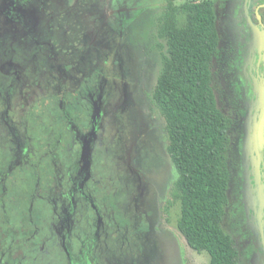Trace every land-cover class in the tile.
I'll use <instances>...</instances> for the list:
<instances>
[{
	"label": "flooded vegetation",
	"instance_id": "obj_1",
	"mask_svg": "<svg viewBox=\"0 0 264 264\" xmlns=\"http://www.w3.org/2000/svg\"><path fill=\"white\" fill-rule=\"evenodd\" d=\"M23 1L16 0L20 18L10 21L11 32L23 31L19 60L7 56L0 66L9 80L0 88V264H128L124 252L133 244H149L159 256L166 229L154 187L172 158L168 146L164 153L153 137L137 133L143 61H152L142 39L125 26L102 27L94 0H36L49 24L30 0L25 12ZM119 1L127 18L142 7L141 0ZM237 1L262 26L264 0ZM62 21L69 28L53 24ZM45 35L51 42L38 44L59 52L39 67L30 51ZM91 47L102 56L80 74L75 61ZM149 105L163 116L151 97ZM258 172L264 192V160Z\"/></svg>",
	"mask_w": 264,
	"mask_h": 264
},
{
	"label": "rangeland",
	"instance_id": "obj_2",
	"mask_svg": "<svg viewBox=\"0 0 264 264\" xmlns=\"http://www.w3.org/2000/svg\"><path fill=\"white\" fill-rule=\"evenodd\" d=\"M141 1L142 7L139 13L128 18L124 12H118V7L125 5L119 0H94L95 3L92 2L99 8L95 12L103 21L102 27L119 29L125 26V29H131L133 37L142 39L141 49L144 54L151 57L152 61H143L142 85L138 86V92L139 90L141 92L138 98L142 111H139L137 120L142 126L137 133L144 131V135L153 137L159 149L167 153L169 133L166 119L158 111L152 112L149 108V97L152 95V89L163 62L164 49L160 46L162 40L159 27L165 12L166 0ZM213 1L218 15L220 34V47L214 61L213 82L219 105L233 118L235 123V127H232L230 131V163L233 174L230 204L223 218V225L238 242L241 252L239 264H264V192L263 182L259 181L263 180V177L258 172L264 160L262 154L264 151V28L254 22L251 9L246 8L243 11L240 8L241 2L237 0ZM184 2L185 0H176L174 7L176 24L180 27L187 22V13L183 8ZM19 3H16V0H0V66L7 56L19 60L23 31L17 30L15 35L11 32L12 23L10 22L21 16L20 7L17 6ZM21 5L26 12L27 0L21 2ZM28 5L32 10L44 16L48 13L42 10L39 1L30 0ZM57 15L59 19L67 18L65 15L60 16L58 13ZM45 17L49 24V17ZM127 20L131 26L125 24ZM53 24L57 27L64 25L69 28L66 21ZM49 32L52 34L51 31ZM37 38L34 41L32 37L34 45L30 56L36 58L38 62L34 65L49 67L52 60L47 54L59 52L58 47L53 46L54 48L48 49L45 45L38 44L51 42L47 41L50 39L49 35ZM101 56L98 47L86 49L75 61L77 63L74 67L80 70V74H83L92 64V58ZM87 63L89 64L86 65ZM147 68L153 70V73L149 72L146 75ZM48 70L50 69H45V71ZM8 83L9 80L5 81L1 76L0 69V88L8 86ZM54 108L56 109L55 106ZM153 120L155 121L154 128L151 124ZM133 127L136 128V124H133ZM242 150L249 152L243 153ZM167 167L161 180L154 187V200L159 206L160 227L166 229L163 235L166 251L158 256V253L153 254L149 244L143 247L133 244L128 246L124 252L128 264H206L210 260V255L206 251L200 252L190 247L185 236L178 229L181 214V200L176 193L178 171L173 160ZM21 207L25 215L22 224L26 227L27 215L24 211L27 208V201ZM30 213L38 215L39 211L33 209ZM15 215L18 216L19 213L16 211ZM43 229L48 232L49 225L44 223ZM144 240H146L145 236ZM157 256V259H153Z\"/></svg>",
	"mask_w": 264,
	"mask_h": 264
},
{
	"label": "trees",
	"instance_id": "obj_3",
	"mask_svg": "<svg viewBox=\"0 0 264 264\" xmlns=\"http://www.w3.org/2000/svg\"><path fill=\"white\" fill-rule=\"evenodd\" d=\"M175 1L166 0L160 20L163 62L151 98L166 119L168 149L178 171V229L190 247L210 255L206 264H239L238 242L223 225L230 204L234 120L219 105L213 82L220 47L215 2L185 0L187 22L180 27Z\"/></svg>",
	"mask_w": 264,
	"mask_h": 264
},
{
	"label": "water",
	"instance_id": "obj_4",
	"mask_svg": "<svg viewBox=\"0 0 264 264\" xmlns=\"http://www.w3.org/2000/svg\"><path fill=\"white\" fill-rule=\"evenodd\" d=\"M258 18L260 20V24L264 27V23H263V20H262V16L259 13H258Z\"/></svg>",
	"mask_w": 264,
	"mask_h": 264
}]
</instances>
